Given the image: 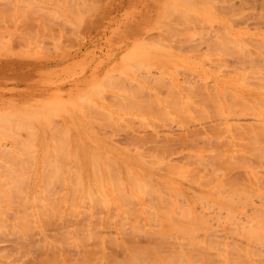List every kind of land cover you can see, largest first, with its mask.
<instances>
[{"label": "rangeland", "instance_id": "1", "mask_svg": "<svg viewBox=\"0 0 264 264\" xmlns=\"http://www.w3.org/2000/svg\"><path fill=\"white\" fill-rule=\"evenodd\" d=\"M43 1L47 8L49 0ZM57 1L60 2V7L64 3V15L62 13L60 15V19L64 20V25L49 17L47 11L35 12L32 10V0H0V50L5 51V53L4 51L0 52V54L4 53V56L0 55V173L2 178L5 179L6 172L20 171L27 173L28 177H33L32 173H35L36 169L42 170L43 173L46 172L45 174L64 169V166L61 165L50 164V166L43 165V167L34 165L37 156L30 152L33 147L26 144L33 141L31 128L36 126L42 134V137L38 139L41 141H36L35 145L37 150L41 149L39 158L43 157L52 162L64 161V158L56 156L61 153L66 157L69 152L66 149L74 141L76 142L73 145L80 150L84 149L82 151L88 149L96 152L95 146L103 145L101 148L103 154H110L106 150L110 145H113L119 149L116 153L120 155L115 157V161L119 163H127L126 155L128 153L139 154L138 150H140L143 160L165 163L167 168L163 167L159 170L161 176H166V173L172 174L174 176L170 178L177 182H183L184 187L181 190L178 187L179 191L173 188H157L158 190L152 192L151 198L148 199L152 202L151 206H154L152 209L156 212L146 215L141 211L139 200H134L127 207L120 206L121 209L117 212L111 209L113 216L102 207L97 206L92 210L88 206L89 204L84 205L80 202H77L76 209H72L69 204H64V206L52 204L47 207V212L37 214L36 218H25L24 209L30 207L37 210L38 207L43 208L45 203L32 204L31 206L16 204L9 208L8 204L0 205V217H2L0 219V264H102L99 257L104 253L108 255H106L108 261L105 264H264V227L261 226L264 223V155L262 154L264 152L261 153L260 150L258 152L255 149L251 151L252 148L249 145L254 143L248 145L247 140L243 141V138L234 140V142L236 141V147L241 142V144L245 143L244 146H248V149L251 148L250 154L246 153L247 158L244 155L246 158L244 160H237V158L222 160L216 155H192L190 157L186 154L168 155L159 152L163 145V135L170 134L167 132L170 129H173L172 131L176 135H182L186 128L189 131L191 129L195 131L194 128H202L203 132L208 131L210 123L211 125L220 123V128H224L222 119L227 117L232 123H235L230 129L232 133L237 134L239 128H246L251 123L245 119L251 118L248 116L249 114H239V112L231 114L232 111L225 116L222 115L223 118L219 116L220 119L215 115L213 116L216 118L208 117L212 116L209 114L205 115L207 116H204L205 118L202 114V118L193 113L192 116L191 114L187 115L192 119H188L187 116H185L187 119L182 118L183 116L177 114V108L180 105L179 97H181V95L178 97L177 92H182L181 94L184 96L190 89L189 92H196L197 100L202 94L199 98L200 101L198 100L200 103L216 87L217 82L220 81L217 79L231 78V75L235 74L232 71L231 75H229L230 72L227 73L231 68L238 71L235 67H238L239 61H234L237 60L235 57L237 55L232 50V45L229 46V49L233 52L229 51L227 40L226 48L224 47L226 52L217 53L220 49L219 45H225L223 41L220 42L225 37L228 38L227 35L239 33V31L245 32L243 34L245 37L236 33L238 39L243 41L242 45L244 44L251 51L262 48L264 43L256 41V37L258 34L264 33V21H261L259 16L264 13L263 0L244 1L249 5L248 8L242 0H227L226 2L216 0V5L219 3L221 7L223 4H231L234 6L232 10H242L240 11L241 15L237 16V21L231 19V23L230 20L227 23L221 20L220 22L207 23L205 28H208L205 30H202V27L205 26L202 25V31H197L202 32L203 35L199 34L193 37L194 34H191L192 38H190V34L186 35L187 31L185 34L182 33L186 26L176 24L175 14H170L175 0ZM66 6H69V10L73 14L65 9ZM244 6L248 10L241 9ZM77 9H80V12L76 13ZM89 9H93L95 14L87 15L85 11ZM243 12L245 15L249 14L244 17ZM220 15L224 16L222 12ZM39 16H44V18L38 20ZM85 16L89 21L84 18ZM256 17L261 20L257 19L256 21ZM218 23L219 26L223 25L224 30L222 27H217ZM228 23L231 25L229 26ZM38 26L41 29H38ZM177 26L178 29H176ZM33 29L34 31H32ZM49 29L50 31H46ZM179 29L182 32H179ZM60 30L63 31V34L59 33ZM191 30L195 33L196 28L190 26L188 32L191 33ZM204 31H206V35H204ZM221 32L226 34L223 36ZM13 33L14 35L17 33V36H12ZM35 34L38 37L34 36ZM119 34H124L126 39L118 40L116 37ZM217 34H221L220 36L223 38H218ZM32 36L36 41L33 39L31 41ZM213 36L217 42L214 41ZM44 37L46 38L44 39ZM55 42L58 43L61 51L54 49L55 47H52L54 44L49 45V43ZM228 42L232 43V41ZM37 43H39L38 46L41 44L39 47L44 48L45 53L27 54L31 52L29 50L32 46H37ZM8 45L11 48H8ZM14 45L16 48L18 47V53L23 54L17 56L18 53L16 54L17 50ZM19 45L21 48L22 46H28V48L26 47V51H20ZM5 48L11 49V53ZM53 49L54 53H52ZM247 49L246 51H248ZM34 50L36 51V48ZM250 50L249 52H251ZM55 51L57 52L55 53ZM258 52L264 57V49L258 50ZM62 53H64V58L61 57ZM5 54L8 55L5 56ZM35 54H41L48 58L41 62L44 66L39 70H35V66H33L36 63L35 56L30 57ZM224 55L228 56L224 58ZM221 58L226 60L222 59L221 61ZM241 58L242 60L239 56L238 59L241 60L240 64H243L242 69L243 67L244 69L248 68V60L246 59L247 61L244 60L246 61L244 62L242 56ZM261 62L255 64L258 67L262 66L261 71H263L264 64ZM205 69L204 74L203 70ZM248 69L253 70L250 72L246 69L251 76L257 70ZM246 70L241 73H248ZM212 74L218 75L219 78ZM239 74L233 76L235 78L240 76L237 78L234 88L246 89L249 87L248 90L257 93L256 96L260 99L264 89H259L254 78L248 76L245 80V77L243 78L242 74ZM199 76L204 77V84L212 83L208 85L212 88L211 91L206 89L210 92L203 90L204 87L200 88L203 84L201 85L199 81V87H197L199 84L196 87L193 85L192 79L197 83L198 79L196 78ZM182 77L188 79L183 80ZM187 80L189 81L187 82ZM252 80L254 81L252 82ZM245 81L252 83L247 82L249 85L243 84L242 86V83H246ZM180 84L183 87H188L183 91ZM229 86L231 87V84ZM229 86L227 84L228 88H230ZM196 88L201 93L198 94L199 91ZM256 89L258 90L256 91ZM193 93L192 95H195ZM203 102L200 104L209 105L207 102ZM186 104L183 100V106L181 105L180 108L184 110ZM261 114V117H264V113L261 112ZM3 115L12 120L10 122L13 128L2 126L6 121ZM237 118L240 120H236ZM262 119L264 120V118ZM18 124L26 126L28 130L19 135ZM261 138L262 136L259 141L257 138L255 141L259 142L258 144L261 142L264 144V140ZM202 139L204 140V138ZM227 139L229 140V138ZM95 140H101L102 143H97ZM201 140L202 144L203 140ZM208 140L207 142H209ZM200 142L199 147L201 146ZM207 142L205 146H207ZM263 144L261 143V145ZM177 145L179 146V144L173 146L177 147ZM208 145L210 146V144ZM258 146L256 147L259 148ZM176 147L172 150L180 151ZM108 157L104 155L105 163L108 162ZM82 167L86 171L94 168L88 164H83ZM248 169H250L249 172ZM188 170H194L202 178L203 175L206 177L220 175L222 187L225 189H222L223 195L229 191L228 182L233 178L242 180L249 178L247 180L250 187L245 186L248 184L245 181L243 184L242 180L234 179L241 182V186L244 185L245 188L239 186V190L236 186L238 190H235L233 187V192H241H234V194L231 191L230 196L234 203L230 199V203L227 201L229 204L225 202V205H223V201L221 205L220 200L209 201V204H206L205 200L192 199L195 194L192 192L195 189L199 193L196 192L198 196L200 194L203 196L205 195L203 191L206 190L208 195L205 196L213 197L212 189L217 185L203 188L197 186L199 179L189 181V183L188 180L187 182L182 180L178 175ZM7 182L9 181L7 180ZM53 187H56L57 190L60 188L57 184ZM185 187H188L189 190H186ZM218 188L219 190H216L220 193V186ZM180 191L184 194H181ZM218 191L214 192V195L220 196ZM146 192L147 190L144 191L145 195ZM39 193L47 195L50 192L41 190ZM244 193L252 194L250 197L242 196ZM243 197H248V199L243 200ZM168 198L172 202L179 201L177 204L184 207L188 205L189 201H193L191 209L195 214L200 213V216L197 214L193 221L188 223L187 221L167 222L159 219L155 216L157 209H168L170 206ZM208 200L210 199L206 201L208 202ZM126 208H136L137 210L139 208L140 215L131 214L125 218ZM68 209L72 212H69ZM57 212L60 214L57 215ZM56 220H63L64 231L58 232V226L50 224L51 221ZM257 222L259 225H256ZM179 224H182V230L171 227V225ZM186 225H190V227H185ZM262 225L264 226V224ZM81 226L86 228H79ZM254 228L258 230L254 231ZM245 232L248 233V236L243 235ZM257 233L262 236L260 237ZM250 234L252 236H249ZM256 234L257 238H255ZM84 249L88 250V255L85 260H82L81 254L84 253ZM261 255L263 256L261 257ZM259 256L260 259H258Z\"/></svg>", "mask_w": 264, "mask_h": 264}, {"label": "bare ground", "instance_id": "2", "mask_svg": "<svg viewBox=\"0 0 264 264\" xmlns=\"http://www.w3.org/2000/svg\"><path fill=\"white\" fill-rule=\"evenodd\" d=\"M223 1L226 2L227 0H223ZM244 1H246V0H242V2L245 3V6H246L247 4ZM248 1H250V0H248ZM258 1H260V0H258ZM216 2H217L216 0H175L174 3H173V10H170V14H173V13L175 14L174 21H175L176 24H179V25H182V26H186L183 32L180 31V29H179V32H182V33L185 34L186 31L187 32L189 31L190 26L191 27H195L196 28L195 33L197 32L196 34L193 32V30H194L193 29V30L190 31L191 33L188 32V34H187V32H186V35L188 36L190 34V36H191V34L192 35L194 34L193 37L194 36L196 37V35L198 36L199 34H202V32L199 33L197 30L202 31L203 29L205 30V29L208 28V27L205 28L207 23H212L214 21L220 22V20L222 22H224V23H227L230 20L229 22L231 23V19H234V20L237 21V18H238L237 16L241 15L240 11H242V10H238V9H237L238 11L234 10V9L232 10V8H234V6L232 5L233 6L232 7L231 4L230 5L229 4H227V5L223 4L222 7H221V5L219 3H218L219 6H218V4L216 5ZM262 2H263V6H264V0ZM221 3H223V2H221ZM243 3H242V5H243ZM248 4H249V2H248ZM245 6H244V8H241V9L244 10L246 7L248 8L249 5H247L246 7ZM31 8L35 12H41L42 10L47 11L49 13V17H52L53 20H55V21H57V22H59V23L64 25V20L60 19L61 13L64 15V3L60 7V2L59 1H57V0H49L48 1V6L46 8L45 3H44L43 0H32ZM219 8L221 9V12L224 14V16L220 15L221 12H220ZM65 9L68 12H71L69 10V6H66ZM78 12H80V9L76 10V13H78ZM85 12L89 16H92V15L95 14V11L93 9H89L88 11H85ZM244 12H243L244 17H246V15H248L249 13L245 15ZM259 16H260V18L262 20L259 19V17L258 18L256 17L255 18L256 21H257V19H259L261 21H264L263 20L264 13L260 14ZM43 18H44V16H39L38 20H42ZM84 18L89 21V19L86 16ZM249 21H248V23H249ZM35 22L40 24L37 21H35ZM251 22H253V21H251ZM240 23H242V22H240ZM214 24H213V27L215 28L216 24L215 25ZM245 24H246V22H245ZM245 24L243 23V25H245ZM202 25L203 26L205 25V26L202 27V30H201V26ZM230 25L231 24H229V26ZM255 25H253L254 28H255ZM222 26H223L222 24H221V26H219V23H218L217 27H222ZM250 26H252V25H250ZM256 26H261V25L257 24ZM187 27H189V28H187ZM199 27H200V29H197ZM39 28L41 29V27L38 26V29ZM63 28H64V26H63ZM178 28L179 27L177 26L176 29H178ZM30 29H31V27H30ZM222 29H223V27H222ZM249 29H251V28H249ZM32 31H34V29ZM46 31H50V29L46 30ZM226 31H228V30H226ZM226 31H224V32H226ZM204 32H205L204 35H206V31H204ZM59 33L63 34V31L60 30ZM210 33L211 32H209V34ZM236 33H233L231 35H227L228 38L225 37V39L221 40V42L219 41L220 39L218 40L220 43H222V41H223V43H225L226 40H227L228 49H229V46L232 45L231 48H233L232 50L237 55V56H235V54H233L237 58V60L235 59L234 61H239L238 67H235L236 69H238V71L237 70H233V68H231V70L228 71L227 73L230 72L229 75H231V71H232L233 74L235 73V74L238 75L239 72H240V74H242L241 77L242 76H243V78L245 77L244 78L245 80L248 78V76H250V77L254 78V80H256L255 83L256 82L258 83L257 86H259V89H261V88L264 89V72H263L264 69H263V71H261V67L262 66L258 67V65L255 64L256 62L260 63L261 61H264L263 55H260L261 53L258 52V50L262 51L264 49V45L263 46L260 45V46H262V48L260 49L258 47L259 49L257 51L256 50L255 51L252 50L253 52H256V53H253L250 49L249 50L251 52H249L247 47L244 44L242 45L243 41H240V39H238V35H241L242 37H245V35H243L245 32L241 33L239 31V33H237L238 35ZM16 34L17 33H15V35ZM36 34L34 36L38 35V34L37 35ZM221 34H222V32H221ZM221 34H219V35L217 34L218 38L221 37L220 36ZM225 34H222V35L224 36ZM228 34H230V33H228ZM255 34H257V33H255ZM15 35H14V33L12 34V36H15ZM8 37H10V36L8 35ZM214 37L215 36H213V38ZM34 38L35 37L30 38L31 41H33V40L36 41ZM45 38L46 37H44V39ZM116 38L118 40H123V39H126V36H124V34H122V35L119 34ZM190 38H192V36ZM221 38H223V37H221ZM229 38H230V40H228ZM245 40H247V39H245ZM28 41L30 42V40H28ZM214 41L217 42L216 38H214ZM228 41H232V43H229ZM247 41H249V40H247ZM256 41H258L259 43H262V44L264 43V33L263 32L260 35L258 34V36L256 37ZM2 43H3V40H2ZM227 43H225V45L223 44V46H220L221 44L219 45L220 49H219V52H217L218 54H220V52L223 53V51H225V48H226L225 46L227 45ZM12 44H14V42ZM23 44H25V43H23ZM23 44H21V45H23ZM38 44L39 43H37V46H38ZM42 45H43V42H42ZM49 45L50 46L53 45L52 47L53 48L55 47L54 49H56L57 51H61L62 50V49H60L58 47V43L57 42L52 43V44L49 43ZM236 45H237L238 49H237ZM0 46H1V44H0ZM35 46H32V47L34 49L36 48V51L34 49L32 50V47H31V50H29L31 52H28V53L26 52V53L27 54L45 53L44 48L41 49V47H39V46L35 47ZM216 46H218V45H216ZM239 46H241V47H239ZM242 46L243 47L245 46V47L243 48ZM7 47L11 48V47H9V45ZM14 47L16 48L15 45H14ZM19 47L21 48L20 45H19ZM23 47L24 46H22V48ZM26 47L28 48V46H25L24 47L25 50H24V48L23 49L21 48L20 51H26L27 50ZM221 47H223V48H221ZM256 47H257V45H256ZM8 48H5V49H8ZM17 48H16V50H17L16 54L19 51ZM241 48H243V49H241ZM54 49H53L52 53H54ZM244 49H245V51H244ZM246 49L248 51H246ZM10 50L8 49V51L11 53ZM230 50L231 49H229V51ZM3 51L4 50H0L1 53ZM57 51H55V53ZM229 51L227 52V54L229 53ZM6 52H7V50H6ZM225 52H224V54H225ZM4 53H5V51H4ZM3 54H0V55L4 56ZM21 54H23V53H21ZM21 54L18 53L17 56H20ZM230 54H232V53H230ZM253 54H255V55H253ZM6 55H8V54H5V56ZM61 55H62L61 57L64 58V56H63L64 53H62ZM214 55H216V54H214ZM33 56H35V61H36V63L33 64V66H35V70H39V68H43L42 66H44V65H42L41 62L45 61L46 59L48 60V58L44 57V55H41V54L30 55V57H33ZM226 56H228V55H224V58ZM234 56H232V57L234 58ZM239 56H240L241 60H242L241 56L243 57V61L246 60V59L248 60V63H249V67L247 66L248 68H251V69L253 68L255 70L257 69L255 71V73L253 74V76H251L249 74V72L247 71V70H250V69H248L246 67L245 68L247 70L244 69V67L242 69L241 66H243V64H240L241 60L238 59ZM224 58H221V61ZM229 58H230V55H229ZM224 60H226V59H224ZM184 61L187 63L186 60H184ZM230 61H231V59H230ZM246 61H244V62H246ZM261 63L264 64V62H261ZM36 65H38V66H36ZM221 66H223V65L221 64L220 67ZM225 67H226V69H228L227 66H225ZM191 68H193L192 65H191ZM194 68H196V67H194ZM199 68L202 69L201 67H199ZM258 68H260V69H258ZM197 70H198V68H197ZM218 70H221V69H218ZM243 70L244 71L246 70V72H248V73H241V71H243ZM204 71H206V69L203 70V72ZM208 71H210V70H208ZM252 71L253 70H250V72H252ZM221 72L223 74V71H221ZM204 74H205V72H204ZM210 74H211V72H210ZM214 74H212V75H214ZM235 74L233 76H235ZM214 76H216V75H214ZM233 76L231 75V78H224V77L221 78L222 77L221 76L220 77L221 79H217V80H220V81L217 82L216 87H214L212 85L214 87V89H212V88H210V86H208V85L212 84V83H210L211 81L209 82L210 84H208V83L204 84L205 80H203L204 77H202V76H199V78L195 77L196 79H198L197 83H196V80L193 81V79H192V82L194 83L193 85H195V87H196V85L199 84L198 83V81H199L200 84L201 85L203 84V85L200 86V84H199L197 87H199V86H200V88L204 87L203 90H205V91H206V89H208L210 91L212 89V92L206 91V92H210V93H208V95L206 94L207 97L205 95V97H206L205 99H204V96L202 97L204 99V100L203 99L202 100L204 102H207V104H209V105H206V106L205 105L204 106L201 105L202 104L201 102H203V101H201L200 102L201 104H200L199 103V101H200L199 98L201 97L200 95H202V94L199 95V98H198L199 101H198L196 99L197 98L196 92H194L195 95H192L193 92H189L190 89H189L188 93L185 91L187 94L184 95V96L181 94L182 92L181 93L177 92L178 97H179V95H181V97H179L180 105L177 108V114H180L179 116H181V117L183 116L182 118H185V116L190 115V114L192 116V113L195 114V115L197 114V116L200 115L201 117H202V114H203V117L205 115L209 114V115H212V116H208V117H214L213 115H215V116L218 117V119H220V117L223 118L222 115L225 116V114H227L230 111H232L231 114H233V112H234V114L237 113V112H239V114H249L248 116L251 117V118H245V119H247L251 123H249V125L246 128H239V130H237V134L232 133V131L230 129V127L232 125H235V123H232L227 117H224L225 119L224 118L222 119V120H224V122L222 124L223 126H225L224 128H220V123L215 124V125H213V123L211 125V123H210V126L208 124V127H209L208 131H204L203 132L202 128L199 129V128H194L193 127L195 129V131L198 132V133H196L194 130L191 129L189 131V129L186 128V131H184L185 133L183 132L184 134L180 131L182 133V135H176V133H173V131H172L173 129L172 130L170 129V131H167V132H170V134H164L163 135V145L159 149V152L167 153L168 155H171V154L184 155V154H186V156H190V157L192 155L193 156L216 155L219 158H221L222 160H227V159L233 160L234 158L235 159L237 158V160H244V158H245L244 155H246V158H247L248 155L246 153L250 154L249 151H250L251 148H252L251 151L252 150L254 151V149H255L258 152H259V150H260L261 153L264 152V144H263V142L260 141L263 145H261V143L258 144L259 142L257 143V141L260 140L261 136L263 138V139L261 138V140H264V120L262 119L264 117H261L262 116L261 112L264 113L263 112L264 111V93L260 95L261 98L259 99L256 96V95H258L257 93L252 92V90H250V89L248 90L249 87L246 88V89L234 88V85L237 83L236 80L240 76H236V78L233 77ZM187 77H189V76H187ZM187 77H185V79H188ZM190 78H191V76H190ZM217 78H219V77H217ZM182 79H183V77H182ZM185 79H183V80H185ZM254 80H252V82ZM188 81L189 80H187V82ZM207 82H208V80H207ZM239 82H241V81H239ZM245 82L246 83H242V86H243V84L249 85V83H252V82H249V81H245ZM247 82H249V83L247 84ZM227 84H228V86L231 84V87L229 86L230 88H228ZM204 85H206L209 88H207ZM250 85H252V84H250ZM178 86H179V84H178ZM186 87H188V86H184L183 87V91H184V88H186ZM195 87H193V88H195ZM257 90L258 89H256V91ZM178 91H180L179 88H178ZM199 93H201V91H199L198 94ZM203 95H204V93H203ZM224 99H226V101H224ZM183 100L185 101V103H187L186 106L184 107L185 108L184 110H182V108H180L181 105L183 106ZM227 102H230V103H227ZM232 106H234L236 108L234 109V107H232ZM186 108H188V109H186ZM187 117H189V116H187ZM205 117H207V116H205ZM3 118L6 119V121L3 122L2 126H8L10 128H13L11 126V122H10L12 120H10V118L8 116H5V115H3ZM214 118H216V117H214ZM185 119H187V118H185ZM188 119H192V117L191 118L189 117ZM236 120L239 121L240 119L237 118ZM196 127H198V126H196ZM203 127L206 128V126H203ZM197 129H198V131H197ZM18 130H19V135H21L24 132H26L25 130H28V129H27L26 126H24L22 124H18ZM31 132H32L33 141L31 143H27L26 145L32 146L33 148H31L30 152L37 156V157H35L34 165L36 167L37 166L43 167V165L50 166V164L61 165V166H64V169H59V170L50 172L48 174H45L46 172L43 173L42 170L36 169V170H34L35 173H32L33 177L32 176L28 177L27 173L20 172V171L15 172V173L14 172H6L5 173V177H4L5 179L2 178L1 173H0V205L8 204V208H9L10 206H15L16 204H18L19 206H22V205L31 206L32 204H38V203H42L43 204V203H45L44 204L45 209H44V207L43 208L42 207H38L37 210H33L30 207L29 208H25L24 212H23L25 218H27V217L36 218L37 214H42V213L47 212V207L51 206L52 204L54 206L59 205V204L62 205V206H64V204H69V206L72 209H76L77 208L76 207L77 202H80L81 204H84V205L89 204L88 206H90L92 208V210H93L94 207H97V206L98 207H102L105 210H107V212H109L108 214L113 216L112 210L114 212H117L118 210L121 209L122 206L127 207L130 204H132L134 200H139L140 201L141 211L144 213V215H146L148 213L150 214V213L156 212V210L152 209V208H154V206H151L152 202L149 201L148 199H149V197L151 198L152 192H154L155 190H158L157 188H166V189H172L173 188V189L179 191L178 187L180 188V190L183 189L182 187H184L183 186V182H180V181L177 182V181L171 179L172 176H174L172 174L166 173V176H161L159 174L160 173L159 170H161L163 167L167 168L165 166V163H162L160 161H145V160H143V157H142L143 154H142V152L140 150H138L139 154L135 153V155H134V154L128 153L126 155L127 156V160L126 161H128L127 163H119V162L115 161V157L120 155V154L116 153V152L119 151V149L114 147L113 145H110L109 148L106 150V152L110 153V154H103V151L101 149L103 147V145L101 147L95 146L96 149H97V150H95L96 152H94L93 150H88V149H86L85 151H82L84 149L80 150L76 146L73 145V143L76 142V141H74V142H72V145H70L66 149V150H69V152L66 155V157L63 154H61V153L57 154L56 157H62V158H64V161L60 160V161L52 162V161H49V160H47L46 158H43V157L39 158L38 156L41 155V149L37 150L38 148L35 147V145H36V141H38V142L41 141V140H38V139H40L42 137V134L40 133L39 130H37L36 126L34 128H31ZM242 136H244V137H242ZM201 137L204 138V140ZM237 137H240V138H237ZM227 138H229L230 141ZM241 138L244 139L243 141L247 140L248 145L249 144H253V143L254 144L251 145V146L249 145V147H251V148L248 149V146H246V147L244 146V145H246L245 143L241 144V142H240L239 145H243V146L237 145V147H236V144H235L236 141L234 142V140H239V139L241 140ZM256 138H257V141H255ZM200 140L202 141V144H201ZM207 140L209 142H211V143L207 142ZM90 141H93V140H90ZM95 142L102 143L101 140H95ZM199 142L201 144L200 147L198 146ZM206 142H207V144H206L207 146H205ZM175 144H179V146L177 145V147L176 146L175 147L177 149L179 148L180 151H173L172 150V149H175V147L173 146ZM208 144H210V146ZM255 144H258L260 146L255 145ZM202 145H204L205 147H203ZM254 145H255V147H254ZM238 146H239V148H238ZM256 146H258L259 148H257ZM261 147H263L262 151H261ZM246 148L248 149V151H247ZM23 150L25 151L24 147H23ZM262 154L264 155V153H262ZM23 155H25V154H23ZM104 155L105 156H109L108 159H107L108 160L107 163L104 162ZM156 156H159V155H156ZM241 158H243V159H241ZM83 164L91 165L94 168L92 170L86 171L82 167ZM247 167L249 168L248 165H247ZM252 169H254V166H252ZM247 171L249 172L250 169H248ZM178 176L180 178H182V180L183 179H184V181L186 180V182L188 180V183H189V181H196V180L199 179V181L197 183L198 187H203V188L206 187L207 188V187H210L212 185H217L216 188L214 187V189H212L215 193H216V191L219 190L218 187L220 186V190H221L220 193L218 191V195L220 194V196L214 195V192L211 190L213 192V197H208V196L206 197L205 195H208L205 192L206 190L203 191L205 193V195L202 196L200 194L198 196L197 195L198 192L194 189V192H192V194L193 193H195V194H193L194 198L192 197V199H194V200H198V199L199 200H205L206 204L207 203L209 204V201L210 202L211 201L217 202L219 200H220L221 205L223 204L222 201L224 202L223 205H225V202H227V201L230 203V199H231L230 195L233 192L232 191L233 187H235V190L237 189L236 186L238 187V189H239V186L244 188V185L241 186V182H243V181L248 183L246 185L245 182H243V184H245L246 187L247 186L250 187L249 182L247 180L249 178H247L246 180H242L240 178H233V179H231L228 182V186L230 185L229 186L230 189L228 188V190L230 192L228 191L227 192L228 195H226L227 194L226 193L225 194L226 196H225V195L222 194L223 190H225V189H223V187H222L223 185L221 183L222 180L219 177L220 175L219 176H212V177H208V176L206 177L205 175H203V178H202V177H199V174L194 172V170H188L186 172H181ZM6 179L9 182H7ZM234 179H237V180L240 179L242 181L238 182L240 180H238V181L236 180L235 181ZM55 184H57L60 187L59 190H57L56 187H53ZM198 187H196V188H198ZM185 189L187 190L188 187H185ZM216 189H218V190H216ZM41 190H45V191L50 192V193L47 194V195L43 194V193H39V191H41ZM146 190H147V192H146V195H145L144 191H146ZM190 191H191V189H190ZM198 191H200V190H198ZM234 192H236V191H234ZM238 192H236V193H238ZM244 192H245V190H244ZM248 192H249V190H248ZM180 193L184 194L182 191H180ZM239 193H241V192H239ZM209 194H212V193H209ZM250 194H252V193H250ZM250 194H245L244 193V194H242V196L243 195H245V196L248 195V197H250ZM248 197L247 198L243 197V200L244 199H248ZM207 199H210V200H208V202H207L206 201ZM167 200H168V203H170L169 204L170 206H169L168 209L163 210L162 208H160L158 210L157 207H156L157 215H155V216L158 217L159 219H163V220H165L167 222H178V221H180V222L184 221L185 222V221H187V223H188V222H192L197 214H199L197 216H200V213L195 214V212H193L192 209H191V203L193 201H189L188 205L184 207V206H180V205L177 204V203H179V201L172 202L169 198ZM231 200L234 203L233 198ZM246 201H248V200H246ZM157 205L159 206V204H157ZM68 211L72 212L69 209H68ZM56 214L59 215L60 213L57 212ZM124 214L126 216L125 218H127V216L129 217V215H131V214H133L134 216H138V215H140V209L138 208V210H137L136 208H126ZM106 217H107V215H106ZM0 219H2V217H0ZM18 221H19V219H18ZM50 224H56L58 226V229H57L58 232L60 230L64 231V225H62L63 224V220L51 221ZM262 224H264V223H262ZM262 224H261V226L264 227ZM256 225H259V223L257 222ZM171 227H175V228L180 229V230L183 229L182 224L171 225ZM185 227H190V225H186ZM76 228H77V226H76ZM79 228H86V227L81 226ZM255 230H258V229L254 228V231ZM250 233L253 235L252 231H250ZM251 234L249 236H252ZM257 234L255 235L256 236L255 238H257ZM243 235L248 236V233L245 232ZM259 236L261 237L262 234L259 235ZM252 238H254V237H252ZM87 252H88V250L84 249V253L81 254V256L84 257V258L82 257V260L86 259L87 255H88ZM106 255L107 254L104 253L103 256L99 257L100 258V263L105 264V262L108 261V257H107L108 255L107 256ZM262 256L263 255H261V257ZM261 257L259 256L258 259H260Z\"/></svg>", "mask_w": 264, "mask_h": 264}]
</instances>
